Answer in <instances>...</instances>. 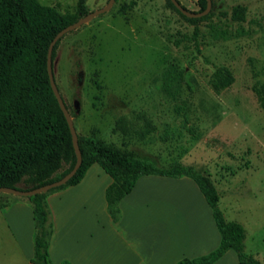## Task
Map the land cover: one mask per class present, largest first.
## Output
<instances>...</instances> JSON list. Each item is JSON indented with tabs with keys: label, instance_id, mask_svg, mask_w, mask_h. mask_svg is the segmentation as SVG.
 <instances>
[{
	"label": "rangeland",
	"instance_id": "374dc122",
	"mask_svg": "<svg viewBox=\"0 0 264 264\" xmlns=\"http://www.w3.org/2000/svg\"><path fill=\"white\" fill-rule=\"evenodd\" d=\"M38 1L61 14L78 3ZM178 1L200 11L199 0ZM108 2L88 0L89 12ZM236 6L247 9L242 23L231 19ZM210 13L192 24L168 0H116L63 37L55 80L79 135L209 174L226 220L246 230L245 253L264 264V0H213ZM220 69L234 83L216 92ZM137 115L151 123L149 135L115 130L123 118L144 128ZM14 199L0 195V264H23L2 208Z\"/></svg>",
	"mask_w": 264,
	"mask_h": 264
},
{
	"label": "trees",
	"instance_id": "16d2710c",
	"mask_svg": "<svg viewBox=\"0 0 264 264\" xmlns=\"http://www.w3.org/2000/svg\"><path fill=\"white\" fill-rule=\"evenodd\" d=\"M87 2L88 0H78L74 14H61L55 7L42 5L38 0H0V188L30 191L60 180L75 167L77 157L71 131L52 90L47 60L50 44L57 34L90 13ZM168 4L192 24L208 20L212 16L210 13L199 19H190L170 0ZM199 6V12H203L207 1L199 0ZM246 12L244 6L234 7L232 21L244 22ZM61 40L54 47L53 63ZM233 83L232 73L227 69H220L215 74L212 87L216 92H221ZM260 105L264 109V98L261 96ZM67 109L69 110L68 106ZM70 115L72 117L71 113ZM134 118L137 124L144 120L145 127L134 122L124 125L126 119L123 118L115 130H121L123 134L130 136L133 127L132 133L141 138L152 132L151 123L145 117L137 115ZM78 143L82 164L66 185L44 194L22 198L28 200L33 208L35 246L31 264H52L49 247L53 223L47 197L80 184L95 164L112 179L105 198L108 213L114 223L120 218V202L144 176H185L197 184L213 211L221 244L206 256L184 259L177 264H214L230 250L237 254L239 264H261L245 253L246 230L241 224L226 220L219 206L217 188L206 172L181 163L159 167L150 158L107 143L96 133L88 136L78 134ZM10 204L11 202L3 204L2 208Z\"/></svg>",
	"mask_w": 264,
	"mask_h": 264
},
{
	"label": "crops",
	"instance_id": "0c3cea01",
	"mask_svg": "<svg viewBox=\"0 0 264 264\" xmlns=\"http://www.w3.org/2000/svg\"><path fill=\"white\" fill-rule=\"evenodd\" d=\"M112 179L95 164L76 186L50 194L52 264H177L221 244L213 211L189 177L144 176L120 202V218L108 213ZM23 264L34 258L31 203L15 198L3 208ZM214 264H239L230 250Z\"/></svg>",
	"mask_w": 264,
	"mask_h": 264
},
{
	"label": "water",
	"instance_id": "95a60500",
	"mask_svg": "<svg viewBox=\"0 0 264 264\" xmlns=\"http://www.w3.org/2000/svg\"><path fill=\"white\" fill-rule=\"evenodd\" d=\"M115 1L116 0H109L106 7L89 13L88 15H86L83 18H81L80 20H78L76 23H74V24L66 27L65 29H63L54 38V40L50 44V47L48 50L47 70H48L52 90H53L54 95H55V97L59 103V106H60V108H61V110H62V112H63V114L67 120V123H68L70 131H71L73 146H74L76 157H77V162L75 164V167L73 168V170L70 173H68L66 176H64L60 180L49 183V184L44 185L42 187L30 190V191H21V190L12 189V188H0V194L12 195V196L19 197V198H29V197H32L35 195L44 194V193H47L53 189L59 188L63 185H66L70 181V179H72L75 176V174L77 173V171L81 167L82 155H81V151H80L79 143H78V133L76 131L75 125L73 123V119L69 113V110L67 109L66 103H65V101H64V99L60 93V90H59L57 83H56V80H55L54 63H53V59H52V54H53V50H54L55 45L65 35H67L68 33L72 32V31L79 29L83 25L92 21L94 18H96L102 14L107 13L112 8ZM170 1L184 16H186L190 19H199V18L205 17V16L209 15L211 10H212V0H206L207 1L206 9L203 12H197V13L187 10L184 6H182L180 4V2L178 0H170Z\"/></svg>",
	"mask_w": 264,
	"mask_h": 264
}]
</instances>
